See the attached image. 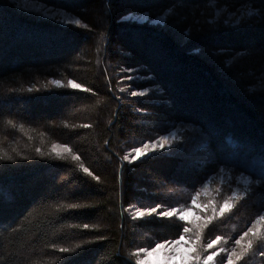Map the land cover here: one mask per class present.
<instances>
[{"label":"trees","instance_id":"16d2710c","mask_svg":"<svg viewBox=\"0 0 264 264\" xmlns=\"http://www.w3.org/2000/svg\"><path fill=\"white\" fill-rule=\"evenodd\" d=\"M245 7L227 0L220 10ZM211 10L204 0L0 2V157H13L0 159V264H135L133 249L173 240L183 224L175 216L136 219L135 208L183 210L196 192L203 206L230 195L229 187L244 190L247 172L215 170L218 159L264 149V20L209 26ZM143 15L167 23L136 20ZM75 19L82 25L63 23ZM69 79L92 91L68 87ZM173 133L169 149L124 160ZM53 144L80 159L60 147L67 158L56 157ZM221 172L226 181L204 196ZM261 204L260 197L239 202L200 244L235 236ZM218 246L230 249L232 241Z\"/></svg>","mask_w":264,"mask_h":264},{"label":"snow or ice","instance_id":"6c2138e0","mask_svg":"<svg viewBox=\"0 0 264 264\" xmlns=\"http://www.w3.org/2000/svg\"><path fill=\"white\" fill-rule=\"evenodd\" d=\"M2 2V0H0ZM205 4L212 10L208 13V18L206 23L212 26L213 23L219 22L220 15V5L226 4L227 0H204ZM246 5L250 7H245L242 13H237L234 10L228 9L231 18L225 19L223 22L227 24H235L239 26L242 23L261 19L264 20V0H245ZM259 5V7L257 6ZM166 11L171 12L172 9H167ZM143 19L147 22L157 24L160 26H165L167 23V17L157 16L155 20L149 21L147 15L143 16ZM63 23H73L76 26H81V19H75L74 21H63ZM83 27L87 28L88 25L84 24ZM187 34V30H186ZM128 71H133V69H128ZM133 77L129 76L127 79L131 80ZM262 84L260 91L264 92V76L261 77ZM51 83L56 85H61L60 80H53ZM67 86L72 89H84L85 91L91 92L92 89L85 88L84 85L77 83L75 80L69 79L67 81ZM33 89L29 88L27 91L31 92ZM15 91V90H13ZM149 90L145 88L140 92H131V95H145ZM11 123V121H9ZM177 140L176 137L171 139L167 135L159 136L156 139H150L145 143H142L140 147L132 148V153L124 156V160L132 162L138 158L147 156L149 151V146H151V151L159 152L166 147H171V145ZM226 143L232 147L235 142L232 138H227ZM60 147L63 149L64 153L71 155L72 159L79 160L80 157L72 153L71 148L67 144L64 145H52V151L55 152L56 157L60 159H66L67 157L60 151L56 149ZM211 148V145H208ZM41 156L47 155L41 152L40 149L36 150ZM215 155V150H213ZM0 159L12 160L13 157L5 155L0 157ZM219 164H223L225 167L231 165L234 171L240 172L241 175L247 172L251 177V180L247 181L244 190H233L229 187L230 195L222 196L219 200L209 201L206 205L197 204V197L199 192L191 198V203L193 207H189L183 210H178L175 207H169L167 211H158L162 206L157 203L155 207H140L135 208L136 219H141L144 217H152L153 214L159 217H173L176 216L179 221L183 222L182 225H177V231L174 233L176 236L173 240L162 239L160 242L152 241L147 247H137L132 250L131 256L136 257L135 264H149L150 258L154 254L158 253L161 249H168V251L160 258H158L156 264H173L177 260V255L180 256L178 264H217V257H219L223 264H248V260L253 256H258L264 258V204H261L257 208L254 218L250 219L244 230L239 232L233 237L226 239L222 235H216L214 239H210L206 244L201 245L200 241L204 235L205 229H209V235H211L210 225L214 222L221 220L226 215L232 213L233 209L237 207L238 203L241 201H248L253 197H260L264 199V149H261L259 153H255L254 150H247L241 159H218V167L215 171L219 172ZM79 168L92 176L93 179L99 181L100 177L94 175L83 163L79 164ZM207 177L205 178V180ZM202 180L201 183H205ZM206 187V184H205ZM219 191V189H218ZM69 207H78V205H69ZM131 208L132 205H129ZM200 209L199 214L194 213L195 220H189V213L193 212V209ZM84 228H89L88 224L83 225ZM182 227V232L179 228ZM194 233V239L188 234ZM187 237V239H186ZM232 241V247H219L218 245L223 242L228 243V240ZM182 244H188V249L180 253L179 247ZM201 249H203L206 254H203ZM211 250V251H208ZM61 252H71L72 249L61 248Z\"/></svg>","mask_w":264,"mask_h":264},{"label":"rangeland","instance_id":"374dc122","mask_svg":"<svg viewBox=\"0 0 264 264\" xmlns=\"http://www.w3.org/2000/svg\"><path fill=\"white\" fill-rule=\"evenodd\" d=\"M244 10V9H243ZM243 10L242 11H238L237 13H242L243 12ZM144 16V15H143ZM143 16H139V17H137L136 18V20L137 21H140V22H144L145 20L143 19ZM221 18H224V19H229V18H231V16H230V13L228 12V10L226 9V8H223V9H221L220 10V15H219V17H218V19H221ZM233 25V24H232ZM235 25V24H234ZM134 40V39H133ZM142 39H140V40H137V41H141ZM134 88H136V86H132V88L131 89H134ZM175 133H173V134H169V135H167V136H169V138L171 139L173 136L175 137ZM172 146V145H171ZM170 147H166L165 149H162V150H166V149H169ZM162 150H160V151H162ZM159 151V152H160ZM152 153H157V152H153V151H151V146H149V151H148V154H152ZM228 178V176L224 173V172H221L220 174H219V176H217L216 177V179L214 180V181H212V183H210L209 185H207L206 186V188H203V190H202V194L204 195V196H208V197H212L213 195H214V192H215V190L218 188V183H222V182H225L226 181V179ZM248 181V180H247ZM240 182H245V180H242V179H240ZM238 189V188H237ZM236 189V190H237ZM239 190V189H238ZM199 211H200V209H193V212H190L189 213V220L191 221V220H195V215H194V213H196V214H199ZM176 217V216H175ZM186 239H187V237H186ZM179 247V252L180 253H183V252H185L187 249H188V247H189V245L188 244H182V245H180V246H178ZM168 251V249H161V250H159V252L158 253H156V254H154L153 255V257H151L150 258V261H149V264H156V262H157V260H158V258H160V257H162L166 252ZM208 251H211V250H208ZM203 254H206V252H204ZM180 260V256L179 255H177V260L176 261H174L173 262V264H178V261ZM217 264H223V262L222 261H220V260H217Z\"/></svg>","mask_w":264,"mask_h":264}]
</instances>
